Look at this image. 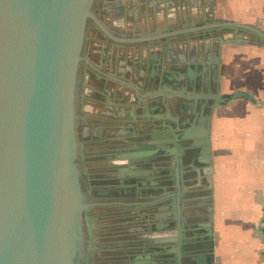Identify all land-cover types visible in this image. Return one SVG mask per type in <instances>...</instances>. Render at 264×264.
<instances>
[{"label":"flooded vegetation","instance_id":"flooded-vegetation-1","mask_svg":"<svg viewBox=\"0 0 264 264\" xmlns=\"http://www.w3.org/2000/svg\"><path fill=\"white\" fill-rule=\"evenodd\" d=\"M144 1L140 7L150 16L151 29L146 23L137 29L129 21L136 12L127 10L126 0H116L112 12L97 0L96 13L116 39L98 27L87 33L80 88L88 84L91 89L86 96L80 93L77 132L89 214H84L79 264H215L199 150L193 136L178 135L196 128L197 91L214 86L216 50L210 46L208 58L201 44L229 30L183 33L224 20L214 17L210 0H196V13L188 9L183 18L176 7L186 0ZM166 3L172 13L164 11ZM194 36V71L169 69L176 49L190 45ZM145 37L157 38L138 41Z\"/></svg>","mask_w":264,"mask_h":264},{"label":"water","instance_id":"water-1","mask_svg":"<svg viewBox=\"0 0 264 264\" xmlns=\"http://www.w3.org/2000/svg\"><path fill=\"white\" fill-rule=\"evenodd\" d=\"M210 1L215 8L216 0ZM96 3L0 0V264H79L82 258L84 214L89 211L78 164L81 65L90 26L116 39L96 13ZM126 5L136 12L145 1L126 0ZM212 28L229 30L201 44L207 46L208 58L210 46L216 50L214 86L209 88L206 81L207 92L197 91L196 128L178 137L195 138L209 190L214 239V115L237 100L258 103L244 90L223 92L220 56L225 45L264 47V31L238 21L216 20L183 33ZM203 59L200 47L199 62Z\"/></svg>","mask_w":264,"mask_h":264},{"label":"crops","instance_id":"crops-1","mask_svg":"<svg viewBox=\"0 0 264 264\" xmlns=\"http://www.w3.org/2000/svg\"><path fill=\"white\" fill-rule=\"evenodd\" d=\"M115 1L102 0L101 5L112 12ZM192 4L191 0H186L176 7L182 18L189 10L196 13V0L194 6ZM168 5L165 4L164 11L172 13ZM154 10V18H159V10ZM214 11L217 19L250 24L264 31V0H216ZM122 18L118 16L119 20ZM129 21L137 29L145 23L151 29L152 20L141 7ZM140 31L148 33L144 29ZM194 38L190 45L181 44L176 49L171 66H196V36ZM238 46L240 56L236 57L240 58L242 69L247 70L242 74V85L237 90L249 92L258 103L237 100L223 106L218 118L214 115V254L216 264H264V47L225 45L220 56L221 68L224 70L225 67V72L221 73L222 87L228 83V71L231 72L236 63L230 55L231 47ZM250 77L256 79L257 85L249 86ZM89 89L88 84L79 87L83 96ZM220 151L223 154H219Z\"/></svg>","mask_w":264,"mask_h":264},{"label":"rangeland","instance_id":"rangeland-1","mask_svg":"<svg viewBox=\"0 0 264 264\" xmlns=\"http://www.w3.org/2000/svg\"><path fill=\"white\" fill-rule=\"evenodd\" d=\"M91 30H94V27L90 26L88 31L90 32ZM231 49H232V52H230L231 53L230 55H231L232 59H234L236 61V63L234 62L235 66L233 67L232 71L231 72L228 71L230 73V76H229L228 83L227 84L226 83L223 84L224 85V87H223L224 88L223 89L224 93H232V92L236 91L238 88L240 89L241 85H242V81H240V78L242 77L243 73L246 74V70H247V68L242 69L241 63H240V58L236 57V56H238V57L240 56V53H239L240 52V47L239 46H238V48L237 47H235V48L231 47ZM251 69L252 68H249V70H251ZM222 71L225 72V67H224V70L222 69ZM224 78H225V76H224ZM255 80H254V78L250 77V79H249L250 85L249 86H251L252 84H256ZM251 82H254V83H251ZM245 86L247 87V85H245ZM222 109H224V108H222V107L218 108V110L216 111L215 116L217 118H218V116L221 115ZM216 153H217V156H218L219 154H223V151H220L219 154H218V152H216Z\"/></svg>","mask_w":264,"mask_h":264}]
</instances>
